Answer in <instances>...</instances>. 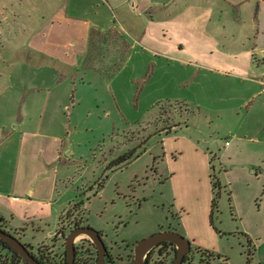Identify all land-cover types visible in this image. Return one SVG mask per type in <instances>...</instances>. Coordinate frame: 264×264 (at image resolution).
<instances>
[{
	"label": "crops",
	"instance_id": "obj_1",
	"mask_svg": "<svg viewBox=\"0 0 264 264\" xmlns=\"http://www.w3.org/2000/svg\"><path fill=\"white\" fill-rule=\"evenodd\" d=\"M132 51L172 64L159 65L160 89L192 91L174 100L217 112L214 99L223 98L240 117L228 165L240 157L257 182L253 195L258 177L264 194V0H0V217L19 241L28 227L41 232L42 222H58L66 203L60 109L70 95L55 77L65 81L103 59L101 68L116 67L118 55L129 60ZM131 260L129 252L123 264Z\"/></svg>",
	"mask_w": 264,
	"mask_h": 264
},
{
	"label": "rangeland",
	"instance_id": "obj_2",
	"mask_svg": "<svg viewBox=\"0 0 264 264\" xmlns=\"http://www.w3.org/2000/svg\"><path fill=\"white\" fill-rule=\"evenodd\" d=\"M128 55L119 54L116 67L111 61L101 68L107 62L103 59L65 81L55 77V84L69 87L70 95L60 109L64 145L59 149L67 161L58 187L67 189L66 214L60 213L58 222H42L41 232L28 227L20 242L31 247L32 254L39 245L54 242L52 252L60 255L68 234L66 230L59 235L60 218L79 206L84 224L100 232L114 264H123L129 252L132 257L137 241L170 227L192 242L191 264H223L199 260L194 249L219 254L225 264H264L263 177L257 178L255 197L257 182L241 167L240 157L233 158L236 165L230 167L224 155L236 144L230 133L240 117L223 108V98L214 99L217 112L174 100L191 97L192 91L183 85L176 97L160 89L159 65L167 70L172 64L133 51L127 60ZM212 78L219 85L228 83L223 77ZM172 125L177 127L166 132ZM188 139L197 149H191ZM212 172L221 185L213 226L210 204L204 213ZM190 229L194 233H188ZM82 240L86 238L79 237L75 244ZM171 255L163 258L164 264H170ZM86 257V251L75 254V259Z\"/></svg>",
	"mask_w": 264,
	"mask_h": 264
},
{
	"label": "trees",
	"instance_id": "obj_3",
	"mask_svg": "<svg viewBox=\"0 0 264 264\" xmlns=\"http://www.w3.org/2000/svg\"><path fill=\"white\" fill-rule=\"evenodd\" d=\"M166 125H168V123ZM172 127H177V125L168 126V129H167L168 133H170ZM124 160H125L124 158L120 159V161H124ZM209 178L211 180V195H212L211 202H210L209 222H210V225L213 226L212 214H213V211L216 210L217 208V202H218V199L220 197V192H221V185H220L219 180L214 176L213 172L210 174ZM64 221H65L64 227L63 229H60L61 231L59 232L60 236H63L66 230L69 232L71 229L86 226L81 216L79 206H76L71 212H69L65 216ZM0 230L8 234H11L15 238L18 236L17 232H10L6 230L4 220H2V222L0 223ZM98 233L100 234V232ZM247 242L250 243L249 240H247ZM24 246L32 254L31 247H28L26 245ZM52 249H53L52 245L41 244L37 247L35 254L33 253L32 255L41 264H65V251L63 250V252L60 255H55L53 254ZM78 250L86 251L87 257L75 259V264H78V263L87 264L89 262H92L95 264L96 250L88 240H82L76 243L75 244V254H77ZM194 250L199 255V260H203L205 258V259H213V260L216 259L220 261L222 260L223 264H225L226 262V259L223 260L219 254H215L207 250H200V249H194ZM190 252L184 257L182 264H191L190 262L191 260L189 259L191 258ZM174 253H175L174 245H172L171 243L162 242L147 254L144 264H164L163 258L165 256H168L169 254L170 255L172 254L171 255L172 257L169 261L171 264L174 258ZM155 254H156V257H154ZM160 259H162V261ZM247 262H249V260ZM0 264H26V263L18 254H16L14 251H12L9 248L7 243L0 240ZM107 264H111L110 256L107 257Z\"/></svg>",
	"mask_w": 264,
	"mask_h": 264
},
{
	"label": "water",
	"instance_id": "obj_4",
	"mask_svg": "<svg viewBox=\"0 0 264 264\" xmlns=\"http://www.w3.org/2000/svg\"><path fill=\"white\" fill-rule=\"evenodd\" d=\"M175 127H172L173 129ZM166 132L168 130L166 129ZM63 211V215H65ZM0 217V223L2 222ZM64 216L59 221V230L64 227ZM79 237L86 238L96 250L95 264H107L108 252L98 231L85 226L71 229L64 240L65 264H75V242ZM0 240L7 243L9 248L18 254L26 264H41L31 252L14 236L0 230ZM162 242L171 243L175 247L171 264H182L184 257L191 250L190 241L172 230L161 231L137 241L132 248L131 264H144L147 254ZM111 258V257H110Z\"/></svg>",
	"mask_w": 264,
	"mask_h": 264
},
{
	"label": "built area",
	"instance_id": "obj_5",
	"mask_svg": "<svg viewBox=\"0 0 264 264\" xmlns=\"http://www.w3.org/2000/svg\"><path fill=\"white\" fill-rule=\"evenodd\" d=\"M129 3H131L133 5V0H127ZM227 145V143H226ZM162 261V259H160Z\"/></svg>",
	"mask_w": 264,
	"mask_h": 264
}]
</instances>
